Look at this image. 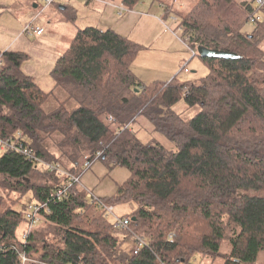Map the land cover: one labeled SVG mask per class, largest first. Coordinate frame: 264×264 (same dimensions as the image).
Instances as JSON below:
<instances>
[{"label":"trees","instance_id":"16d2710c","mask_svg":"<svg viewBox=\"0 0 264 264\" xmlns=\"http://www.w3.org/2000/svg\"><path fill=\"white\" fill-rule=\"evenodd\" d=\"M141 1L121 5L132 11ZM255 1L197 0L178 16V32L190 48L238 56L197 54L207 68L198 84L173 83L175 77L141 83L132 65L142 47L110 28L75 33L50 72L49 92L20 71L27 54L0 52V139L20 133L38 158L76 176L97 153L98 160L126 168L128 179L100 200L131 205L121 217L148 242L139 254L122 255L127 232L113 229L75 185L62 201L50 202L39 225L58 242L37 239L36 230L24 243L17 230L26 205L45 201L63 180L18 153L0 151V264H21L20 252L29 259L38 255L31 264H190L196 255L264 264V18L244 30ZM150 2L176 15L174 0ZM65 9L73 23L75 11ZM60 90L63 99L52 107ZM179 101L198 112L183 119L172 111ZM139 118L172 147L144 141L142 126H133ZM37 174L51 178L37 184ZM223 243L226 253L220 252Z\"/></svg>","mask_w":264,"mask_h":264},{"label":"rangeland","instance_id":"374dc122","mask_svg":"<svg viewBox=\"0 0 264 264\" xmlns=\"http://www.w3.org/2000/svg\"><path fill=\"white\" fill-rule=\"evenodd\" d=\"M73 1L75 0H56L47 6L43 0H0V52L8 50L27 54L28 58L20 66V71L31 76L42 91L49 92L53 89L54 82L50 77L55 60L53 54L55 51H64V48L61 44L55 43L56 39L50 40L53 43L50 41L43 43L38 39L39 37L22 34V32L28 26L36 27L38 22H44L43 15H46L49 10H54L59 15V17L56 14L53 15L56 21L59 18L66 20L71 15V11L59 10L58 7L59 4L69 7L70 2L76 6V25L81 29L88 26L100 29L110 28L142 47L132 65V71L141 83L147 84L155 80L171 81L175 77L173 83L198 84L207 74V68L198 57L193 56L192 49L177 29L179 17L185 16L197 0H174L172 8L177 17L168 14L161 5L151 4L150 0L141 1L132 11L123 9L120 15L118 7H122V0H93L92 7L84 5L86 0ZM169 1L173 0H162V3L168 4ZM236 2L241 4L237 0ZM249 2L251 0L246 3ZM33 4L37 7H33ZM252 29L251 24L244 27L245 31ZM40 44L54 46L55 50L43 48ZM261 46L264 48V42ZM182 67L186 68L188 73H184ZM63 93L60 90L55 94V101L50 102L52 107H56L63 99ZM198 109V106L189 107L183 101H179L172 107V111L180 114L185 120L192 118ZM138 121L133 126L137 127L139 124L142 126L141 134L144 141L154 140L165 148L172 147L163 137L153 134L150 131V125L144 119L139 118ZM39 168L40 171L45 172L43 168ZM77 175L79 187L86 191L89 198L109 199L116 193L118 186L128 179L129 172L124 167L110 166L107 162L96 159L92 161L88 169H82ZM49 178L51 177L48 175L38 176L33 179V182L43 183ZM11 196L16 197V195ZM19 207L20 205L17 209ZM131 207L129 204L115 206L114 213L121 216L130 212ZM49 229L46 224H43L32 232L37 230L41 233L37 239L44 238L49 244H56L58 240H53L54 234ZM48 232H52L53 236ZM133 246V240L129 237L122 246V255L131 256ZM40 247L38 248L41 252ZM228 249L229 245L223 243L220 252L226 253ZM36 258L38 255H33L27 264H31ZM224 260L223 256L196 255L190 264H223Z\"/></svg>","mask_w":264,"mask_h":264},{"label":"built area","instance_id":"2783aa9c","mask_svg":"<svg viewBox=\"0 0 264 264\" xmlns=\"http://www.w3.org/2000/svg\"><path fill=\"white\" fill-rule=\"evenodd\" d=\"M55 1L56 0H43V2L47 6L53 4ZM262 7H264V0H256L252 6V10L250 12H247L246 14L247 24L256 26V24H258L263 20L264 17L263 14L261 13ZM171 10H173V8H171ZM171 10H168V12L171 13L172 12ZM172 16L177 17L176 15H172ZM42 32L43 30L41 28L34 27L31 25L25 28L24 34L40 36ZM184 41L186 42L185 39ZM192 52H193V56L196 57L197 56L196 49L195 50L192 49ZM182 71L184 73H188V70L183 67H182ZM0 151L2 152L12 151L18 153L23 157H25L28 161L37 164L39 167L43 168L44 170L50 173L56 174L59 178L63 180L61 185H59L55 190H53L45 201H43L42 203L32 201L26 205V208L23 212L24 221L23 223L20 224L17 230L18 236L25 243L29 234L34 229H36L40 224L43 223L44 214L50 213L49 210L50 202L62 201V199L66 197L71 187L75 185H79V177L67 172L66 170L61 168L59 164L48 163L38 158L35 152L24 144V138L21 136L20 133H17L12 138L0 139ZM100 155H101L100 153H97L95 155L94 160L98 159ZM92 161L93 160H86L83 164V169H88ZM93 200L95 201L97 209L103 212V217L111 223L112 228L115 230L127 232L130 239L133 240L134 246L132 249V256L139 254L140 250L147 245L148 243L147 239L136 235L130 229L129 219L118 216L117 214L114 213V208H115L114 206L107 205L103 203L100 199L93 198ZM173 236L174 234L168 235L169 239H171ZM19 257L21 260V264H27L30 261V259L25 255L24 252H20Z\"/></svg>","mask_w":264,"mask_h":264},{"label":"crops","instance_id":"0c3cea01","mask_svg":"<svg viewBox=\"0 0 264 264\" xmlns=\"http://www.w3.org/2000/svg\"><path fill=\"white\" fill-rule=\"evenodd\" d=\"M75 1H73V2H75ZM91 1H93V0H91ZM91 1L84 2V5L86 7H92L93 5L91 4ZM237 1L239 3H246L248 0H237ZM68 4H69L68 8L73 9L75 11V13H76V10H75L76 6L73 5L71 2L68 3ZM157 4L160 6L159 2ZM80 5H81V7H83L82 4H80ZM33 7L36 8L37 5L33 4ZM62 7H63V9H62ZM66 7L67 6H63V5L59 4L58 9L59 10H64ZM121 10H123V8L122 7L121 8L118 7V12L120 11L119 15L121 14ZM0 12H1V7H0ZM54 14H56V16L59 17V15L57 14L56 11L49 10L46 13V15H43V20H44V22L45 21L46 22L44 23V22L40 21V22L37 23L36 27H39V28H41L43 30L42 34L40 36H37V37H39L38 39L40 41H43V43L48 42L51 39H56L55 43L61 44L63 46V48H64V51H65L68 48V46L70 45V42H71L72 38L74 37L75 33L81 28L76 25V20L73 23L67 22L66 20H60V18H59L58 21H62V22L56 21L55 17H53ZM76 18H77V16H76ZM20 34H21V32H20ZM22 34H24V32H22ZM50 43H53V41H50ZM40 46H43V48H53L55 50L54 46H48V45H45V44H40ZM64 51H61V52L55 51L54 52V54H53L54 55V59H55L54 63H55L56 59L60 55L63 54Z\"/></svg>","mask_w":264,"mask_h":264},{"label":"water","instance_id":"95a60500","mask_svg":"<svg viewBox=\"0 0 264 264\" xmlns=\"http://www.w3.org/2000/svg\"><path fill=\"white\" fill-rule=\"evenodd\" d=\"M63 9V7H62ZM197 54L200 58L205 59V58H218V59H231L235 60L238 58L237 55L229 53V52H224V51H219V50H212V49H207L201 46H198L196 48Z\"/></svg>","mask_w":264,"mask_h":264}]
</instances>
